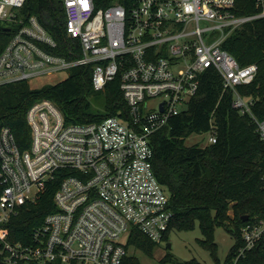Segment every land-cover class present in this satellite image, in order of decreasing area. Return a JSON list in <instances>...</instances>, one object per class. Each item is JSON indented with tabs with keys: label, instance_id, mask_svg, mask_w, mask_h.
Masks as SVG:
<instances>
[{
	"label": "built area",
	"instance_id": "1",
	"mask_svg": "<svg viewBox=\"0 0 264 264\" xmlns=\"http://www.w3.org/2000/svg\"><path fill=\"white\" fill-rule=\"evenodd\" d=\"M61 1L67 34L79 41L73 59L48 49L58 42L36 15L21 14L26 0H0V21L16 27L0 54V85L92 64L97 91L120 75L129 111L68 121L44 98L27 113L29 147H20L9 126L1 128L0 264H122L134 229L157 244L168 241L175 212L155 169L151 138L189 108L209 67L221 73L233 107L251 117L264 141V115L239 90L255 79L258 65L242 66L223 47L233 32L264 18V0H254L251 13H239L238 0ZM203 136V144L217 141L215 128ZM51 183L57 184L54 209L29 237H16L13 220ZM241 234L234 264L264 244V217L248 219Z\"/></svg>",
	"mask_w": 264,
	"mask_h": 264
},
{
	"label": "trees",
	"instance_id": "2",
	"mask_svg": "<svg viewBox=\"0 0 264 264\" xmlns=\"http://www.w3.org/2000/svg\"><path fill=\"white\" fill-rule=\"evenodd\" d=\"M102 1L104 5L118 1L129 6L136 0ZM237 11L254 12V0H238ZM21 14L26 18L36 15L56 39L58 47L49 50L68 59L80 55L79 41L67 34V14L61 0H26ZM15 33V26L0 21V54ZM223 47L242 66L258 65L255 79L240 85L239 90L255 99L253 110L263 116L264 18L252 20L233 32ZM93 71L94 65L89 64L73 67L63 80L42 86H34L31 81L0 85V130L9 126L20 147H29L32 131L27 113L32 104L44 98L54 100L68 121H98L110 115H127L128 103L121 90L120 75L109 81L104 90L97 91L93 85ZM233 97V91L224 88L221 73L215 67H209L201 75L199 90L189 108L171 117L168 124L151 138L155 169L170 192L171 207L175 212L166 239L173 229L192 230L198 223L204 234L203 243L219 264L216 226H224L236 238L225 263L234 264L244 244L241 231L247 222L245 215H249V221L264 217V141L251 117L233 107ZM97 98L102 100V108L95 106ZM212 128L216 130V142L187 143L191 135H205ZM56 189L57 184L51 183L38 202L23 208L15 217L12 226L16 237H29L34 227L54 209ZM157 246L145 233L134 229L127 244L129 252L122 264H141L135 253L130 252L132 247L153 257ZM173 260L174 255L168 253L161 261ZM189 264L202 263L190 261ZM237 264H264V244L248 251Z\"/></svg>",
	"mask_w": 264,
	"mask_h": 264
},
{
	"label": "rangeland",
	"instance_id": "3",
	"mask_svg": "<svg viewBox=\"0 0 264 264\" xmlns=\"http://www.w3.org/2000/svg\"><path fill=\"white\" fill-rule=\"evenodd\" d=\"M67 77L65 71L60 72L54 76H41L31 80L34 86H42L48 82H57ZM97 108H102V100L97 98L94 101ZM203 135H191L187 138V143L202 142L205 138ZM205 143V142H203ZM232 213V211H231ZM204 234L200 225L197 223L196 227L192 230L186 229H173L169 233V239L166 242L157 244L154 256L151 257L141 250L131 248L130 252L135 253L139 258L141 264H177L178 261L189 264L190 261H198L202 264H219L218 261L212 256L210 250L203 243ZM215 240L218 244V258L221 264H225L230 254L231 248L236 242L233 233L224 226H216ZM168 242L172 247H168ZM171 253L174 255L173 262L163 263L162 258Z\"/></svg>",
	"mask_w": 264,
	"mask_h": 264
},
{
	"label": "water",
	"instance_id": "4",
	"mask_svg": "<svg viewBox=\"0 0 264 264\" xmlns=\"http://www.w3.org/2000/svg\"><path fill=\"white\" fill-rule=\"evenodd\" d=\"M8 29H10V28H8ZM248 218H249V215H245L244 220L246 221V220H248ZM168 247H172V244L170 242H168ZM177 264H186V263L182 262V261H178Z\"/></svg>",
	"mask_w": 264,
	"mask_h": 264
}]
</instances>
